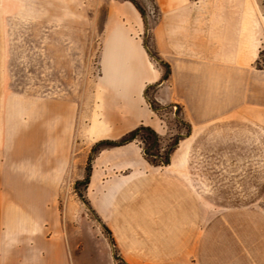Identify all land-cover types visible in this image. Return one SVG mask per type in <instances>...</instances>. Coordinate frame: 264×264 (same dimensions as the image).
I'll list each match as a JSON object with an SVG mask.
<instances>
[{
    "label": "crops",
    "instance_id": "crops-1",
    "mask_svg": "<svg viewBox=\"0 0 264 264\" xmlns=\"http://www.w3.org/2000/svg\"><path fill=\"white\" fill-rule=\"evenodd\" d=\"M150 2L153 11L143 20L128 0H96L107 14L100 27L99 116L90 122L86 147L139 125L152 128L161 147L173 135L171 118L188 129L178 126L167 163L152 162L136 138L99 147L83 197L114 236L138 238L122 251L126 264H264V163H226L247 150L264 158L260 1ZM65 146L54 157L57 171L44 164L37 176L47 193L26 202L0 196V264H73L66 234L49 230L50 190L68 175L82 179L88 155L68 156ZM48 158L44 150V163ZM232 172L251 173V195L213 200L212 177L220 188ZM215 215L225 227L218 244L211 243ZM4 238H21L16 248L24 255L9 257Z\"/></svg>",
    "mask_w": 264,
    "mask_h": 264
},
{
    "label": "rangeland",
    "instance_id": "rangeland-1",
    "mask_svg": "<svg viewBox=\"0 0 264 264\" xmlns=\"http://www.w3.org/2000/svg\"><path fill=\"white\" fill-rule=\"evenodd\" d=\"M128 1L143 20L151 15L150 0ZM259 1L264 18V0ZM106 7L96 0H0V196L26 202L30 196L47 193L37 187V176L44 164L47 170L57 171L53 161L57 160L54 157L60 144L66 145L71 157L86 153L88 158L92 153L93 145L86 147V143L90 122L99 116L100 27L106 20ZM258 56L259 66L264 67V38ZM178 126L184 133L188 129L171 118L173 135L161 147L145 130L138 132L136 140L148 153L159 154L163 159L177 141ZM59 134L65 135L66 140H59ZM44 150L49 155L45 163ZM244 153L242 157L228 156L226 163L244 168L264 163V158L247 155L249 150ZM149 159L159 161L155 156ZM250 175L226 173V182L220 188H215L218 183L212 177V199L250 196ZM75 182L68 175L59 188L50 190V233L66 234L67 244L76 251L69 254L73 264H126L122 251L132 241L137 243L138 238L116 237L110 230L107 232L84 197L77 193L80 191L83 196L85 186L77 184L74 188ZM31 207L37 211L39 206ZM218 208L219 205H212V209ZM213 218L211 243L218 244L219 233L225 227L219 215ZM231 223L228 229L233 228ZM20 239L4 238L9 257L24 255L16 248L22 244ZM6 264L15 261L9 259Z\"/></svg>",
    "mask_w": 264,
    "mask_h": 264
},
{
    "label": "trees",
    "instance_id": "trees-1",
    "mask_svg": "<svg viewBox=\"0 0 264 264\" xmlns=\"http://www.w3.org/2000/svg\"><path fill=\"white\" fill-rule=\"evenodd\" d=\"M258 61H259V56L256 60V66H258L259 68H263L261 66H259L258 64ZM140 130H145L147 132H149L153 138L158 141L159 137L157 135V133L150 127L148 126H143V125H139L137 126L136 128L130 130L129 132L123 134L122 136H120L119 138L117 139H101V140H98L94 143L93 147H92V153H94L99 147L101 146H113V145H120V144H124L128 141H131L133 139L136 138V136L138 135V132ZM143 148V147H142ZM171 149H169L164 158L161 159V157L159 156V154H150L146 151V149L143 148V152L144 154L149 158V156H155V157H158L159 158V161L158 163H167L168 162V153ZM91 153V154H92ZM91 154L89 155V157L87 158L86 160V164H85V174H84V177L82 179H79V180H76L75 182V185H74V188H76V185L77 184H82L83 186H86L87 182H88V177H89V170H90V160H91ZM154 162V161H152ZM78 195L83 197L81 192L80 191H77ZM104 229L109 232V230L104 226Z\"/></svg>",
    "mask_w": 264,
    "mask_h": 264
}]
</instances>
